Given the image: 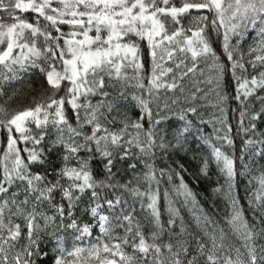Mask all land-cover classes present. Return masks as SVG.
Returning a JSON list of instances; mask_svg holds the SVG:
<instances>
[{
    "label": "snow or ice",
    "instance_id": "1",
    "mask_svg": "<svg viewBox=\"0 0 264 264\" xmlns=\"http://www.w3.org/2000/svg\"><path fill=\"white\" fill-rule=\"evenodd\" d=\"M170 4L172 0H15L14 3L13 0H0V12L6 13L7 20L13 21L8 23L5 17L0 16V67L12 74L11 77L5 75L4 79H16L18 73L38 69L48 85L44 91L51 93L36 102L35 107L0 119V131L6 132V144L0 155V264H35L34 258L46 257L47 252L42 255L40 252L39 233L47 232L50 224H56L57 218L58 231L72 233L73 245L68 250L65 239L51 233L55 236L52 264H77L85 252L89 258H95L97 264H164L161 257L165 251L172 253L173 245L155 243L166 229L157 207V169L149 160L155 159L154 149L167 154L170 148L175 147L168 140L167 133L159 128L165 120L169 125L172 123L164 113H172L182 98L185 103L189 99L194 101L196 93L203 91L200 83L214 85L209 92L216 91L217 102L213 106L221 114L213 121H204L201 116L200 122L213 123L215 138L222 145L234 148L235 138L242 140L237 157L221 151L212 143L211 137L206 138L212 159L224 174L229 190L238 174L247 175L258 159H264V129L257 124V121H264V94H258L264 93V0H182L179 7ZM29 10L36 14L35 22L14 15L17 11ZM193 10L199 14L193 16ZM189 16L191 20L185 27L182 21ZM65 25L70 31H62ZM91 32L95 35H90ZM251 32L260 39L245 53L243 44ZM130 36L138 40L123 42ZM213 36L219 52L213 47ZM144 40L151 60V75L145 89L147 97L133 96L140 109V120L131 123L119 121L123 126L110 131L107 125L118 122L114 117L110 119L117 106L107 102L110 93L105 88L115 87V84H107L106 80L111 82L114 75L117 81L143 79L141 73L147 69L138 41ZM201 59L213 73L203 81L194 79L197 73L204 75V69L199 67ZM165 60L173 66L165 67ZM249 67L255 74L249 76ZM124 68H131L135 75L131 78L122 76ZM229 74L236 85L232 97L219 92ZM169 75L171 82L162 83ZM186 79H191L195 88L190 97L185 96L183 82ZM137 86L144 89L143 83ZM161 89L171 92L175 98L161 97ZM61 92L64 95L61 96ZM57 96L60 98L56 99ZM96 96L101 99L93 105L91 98ZM228 99L236 104L231 109L234 117L238 115L234 133L223 107ZM66 105H70L75 114V126L65 113ZM153 107L160 119L153 120ZM198 114L197 107L181 108L179 120L186 121L185 132L192 124L188 116ZM0 115H7L2 106ZM145 115L148 117L147 129L143 124ZM216 123L220 124L219 128L215 127ZM32 124L35 125L34 130L29 127ZM87 128L91 129L90 133L85 131ZM130 128L135 130V135H131ZM126 135L128 139H124ZM49 136L54 138L45 149L41 145ZM176 139L179 142L180 136ZM61 148V166L53 171L44 168L53 149ZM133 148L137 150L135 154ZM134 156L143 164L145 171L142 176L137 175L121 183L113 168L118 160L126 161ZM97 158L104 162L99 179L90 168L91 162ZM73 160L75 165L70 167ZM34 167L44 170L33 171ZM128 167L134 171L137 165L133 163ZM206 168L207 162L202 169L204 174ZM170 172V168L167 171L161 168L159 176L162 179ZM64 180L68 181L67 185L62 183ZM153 182H156L155 192L152 191ZM141 183L148 184L143 192L138 187ZM259 183L264 189V176ZM180 187H185L182 177ZM13 188L16 190L12 191ZM88 192L92 203L84 211L99 226L100 235L95 242L91 240L94 225H81L75 218V209ZM57 193L60 203L54 202ZM21 195L23 200L19 199ZM145 198L151 214L153 231L148 239L152 243L145 238L141 220L134 215L135 202L140 201L144 210ZM64 201H67L66 205ZM256 201L249 200L253 220L264 223V195H258ZM45 203L49 204V209L37 211ZM232 207L228 223L241 239L246 259L239 248L235 249V258L223 252L217 255L226 247L221 230L219 237L215 232L209 235L211 247L207 250L205 264H221V256L223 264H264V255L257 254L258 250L264 253V246L258 249L256 244L258 239H264V227L257 229L255 224L250 225L236 207L235 200ZM5 210L9 213L7 222ZM48 211L52 214L48 215ZM13 217L22 218L23 225L13 224ZM25 228L26 232L23 231ZM174 228L175 220L170 218L167 231L172 232ZM118 230H123V236L118 234ZM127 247L132 248V254L126 252ZM227 247L232 250L230 245ZM205 250L206 246L200 244L197 255L192 256L187 264H197L199 257L205 256ZM10 251H14L11 258ZM187 252L186 245L179 246L173 253V264H183L181 257Z\"/></svg>",
    "mask_w": 264,
    "mask_h": 264
},
{
    "label": "trees",
    "instance_id": "2",
    "mask_svg": "<svg viewBox=\"0 0 264 264\" xmlns=\"http://www.w3.org/2000/svg\"><path fill=\"white\" fill-rule=\"evenodd\" d=\"M15 0H13V3ZM182 0H172V4L169 6L175 5L177 7L181 6ZM195 10H193L192 15H198ZM203 14L208 15L207 12ZM14 15H19L21 18L25 19L28 22H35L36 14L29 11L26 12H15ZM0 16L5 17L8 23L13 21L7 20V14L0 12ZM191 16L188 19L182 21L185 27L188 26ZM211 21V16L209 15V22ZM43 20L41 18V26L43 27ZM172 30L171 28L169 29ZM62 31H70L68 26H62ZM53 34L55 32L53 30ZM103 35H107L104 33ZM190 35V33H189ZM255 38V39H254ZM259 37L255 32H251L248 36V39L243 44V51L247 53L249 47H255L258 44ZM138 38L130 36L125 43L132 41H137ZM141 46V58L142 61H145V68L147 71L141 73L143 79L137 81L136 79L120 80L115 79L111 82L106 80L107 84H115V87H106L105 91L109 92L107 102H111L116 107L111 114V117L116 118L118 121L114 125H107L110 131H115L121 128L123 125L119 121L127 120L129 123L136 122L140 120L141 113L137 105V101L133 99V96H145L147 97V92L145 89L148 87V79L151 75V60L148 57L147 41H138ZM62 43V42H61ZM6 47V45H4ZM213 47L220 51L218 43L215 41L213 36ZM2 50V48H0ZM165 67H172L173 64L164 61ZM190 66V65H189ZM199 67L204 69V75L200 76L197 73L194 79L203 81L206 77L212 76L208 68L206 67L205 61L201 59L199 61ZM255 73L252 72L249 67V76ZM7 75L11 77V73L6 72L2 67H0V106H2L7 115H0V119L10 118L11 115L15 114L17 111H22L29 107H35V103L41 100H44L46 96L51 95L50 92H45L44 90L48 88L46 80H44L43 75L36 70H28L27 72L18 73L16 79H4V76ZM135 73L131 68L122 69V76H127L129 78L133 77ZM163 82H171V75L165 78ZM138 83H143L144 89L139 88ZM185 96L190 97L192 92H195V88L191 83V79H186L184 82ZM199 87L203 91L196 93L195 100L189 99L187 103L182 101L180 104L176 105L172 113L165 112V117L171 118V125L168 124V121L165 120L159 128L163 132L167 133L168 140L171 141L174 148H170L167 154L161 153L158 149H154L156 156L154 160H149V163H152L157 169V180L159 181V195L157 200V207L161 212V222L164 225L166 231L163 233L162 238L155 241V243L163 246L164 244L173 245V252L169 253L165 251L161 259H163L164 264H173L175 253L179 246L186 245L188 247V252L186 256H182L183 264H187V261L192 258V256L197 255L199 250V245L204 244L206 246L205 256L199 257L197 264H205V257L207 255V250L211 247V241L209 240V235L215 232L217 237L220 235V231L223 230L225 235L224 244L226 247L217 252V255L220 256V253L223 252L225 255H230L232 258H235L236 252L235 249L239 248L242 253H245L246 259V250L242 247V241L237 234L232 231L231 226L228 221L231 218L233 212V200L236 201V207L242 211L243 217L248 221L250 225L255 224L256 228L259 229L264 227V223H256L253 220V210L249 207V200L251 199L253 203H256V197L258 195H264V189L261 188L259 180L264 176V159H258L257 163L251 166V170L247 175H237L235 179L231 182L232 187L229 190L228 182H226L224 174L220 171V168L217 166L216 162L212 159L211 156V147L206 142V138L211 137L212 143L216 147H220L221 151L225 152L228 155L235 154L239 156V150L242 147L241 138H235L234 148H230L227 145H222V142L217 140L214 135V126L213 123H201L200 117L202 116L204 121H213L217 117H220V112L213 105L216 104V91L209 92V88H214V85H208L200 83ZM235 83L231 79L229 74L226 82L222 84L219 92L221 95H227L232 97L235 95ZM121 93H123L121 95ZM207 94V97H205ZM264 94V93H258ZM60 95H64L63 92ZM161 97L175 98L171 92H168L164 89L159 91ZM59 99L60 97H55ZM101 99L100 96L92 97L91 103L93 105ZM197 107L198 115L193 117L188 116V120L192 121L191 126L188 128V131H184L186 121L179 120V114L181 108L187 107ZM223 107L226 111L227 122L232 125L233 133L236 129V124L238 121V115L234 117L231 109L236 107V104L231 99L225 100ZM259 109V105L256 106ZM153 120L160 119L159 116L155 115L156 109L153 107ZM54 112V109L52 110ZM65 113L69 118L70 123L75 126V114L72 112L70 105H66ZM144 128L148 127V117L145 115L143 119ZM257 124L260 129H264V121H257ZM33 130L35 125H29ZM216 128L220 127L219 123L215 124ZM85 131H91L90 128L85 129ZM131 135H135L134 129H129ZM163 132L161 134H163ZM183 133V135H180ZM223 133H221L222 135ZM180 136L179 142H177L176 137ZM54 137L49 136L41 145L43 148L47 149L49 142ZM126 135L124 139H128ZM143 139V135L141 134ZM6 144V132L0 131V155L3 153V147ZM31 147V145H28ZM24 147V145H20ZM133 153L137 151L133 148ZM63 155V149H53L51 155L48 157V163L45 164L44 168H47L49 171H53L55 168L61 166V156ZM81 156L84 153L80 154ZM207 162V168L205 169L206 174L202 172V169L205 168V163ZM136 163L137 167L133 171L128 167L129 164ZM51 165V167H50ZM75 161H71L69 166H74ZM239 161H237V171L239 172ZM104 162H101L99 158L93 160L90 164V168L93 172V175L99 179L101 178L100 174L103 173ZM164 168L171 169V172L163 177L162 179L159 176V169ZM43 171L41 168H33V171ZM145 171L143 164L135 158V156L126 161H117L113 172L117 173L118 179L121 183H124L133 177L143 175ZM178 173V175H177ZM169 175L171 179H169ZM181 177L183 178L184 188H181ZM50 179H55L50 177ZM67 185L68 181H62ZM140 190L143 192L147 187V183H141L138 185ZM219 189V190H218ZM16 188H13L12 191H15ZM152 191H156V182L152 183ZM165 192H167V197L165 198ZM190 193V195H186ZM91 193H86L81 200V203L75 209V218L78 219L81 225L93 224V229L91 233V240L95 242V238L100 235L98 224H94L90 214L86 213L84 210L89 207L92 203L89 199ZM2 199V197H0ZM20 200H23L24 197L21 195ZM55 203H60L59 193L55 196ZM131 203V198H129ZM65 205L67 201H64ZM97 203H102V201H97ZM147 199H144L145 208L141 209L140 201L135 202V213L134 215L137 219L141 220V229L145 235V238L150 237L151 232L153 231L151 224V214L150 210L147 209ZM29 209L31 208V203L29 204ZM49 204L45 203L42 207L37 208V211H45L49 209ZM15 211V208H13ZM51 211H48V215H51ZM9 213L5 210V221L7 222V217ZM173 218L175 220V228L172 232H168V220ZM199 218V223H198ZM259 219V217H257ZM67 222V221H66ZM12 223H19L23 225L24 221L22 218L13 217ZM43 225V221H40ZM59 224V219L55 225L50 224L47 232H40L41 237L40 241V252L41 255L47 252V256L43 259H35V264H52L54 259L53 248L55 246V236L50 235L55 232L57 236L63 237L65 239V247L68 250H71L73 245V234L67 232H60L57 229ZM26 232V228L23 229ZM118 234L123 236V230H118ZM107 237L104 238L107 241ZM24 241L21 240V243ZM149 243H152L148 239ZM219 243V240L217 241ZM258 249L260 246H264V239H258L256 241ZM231 246V251L228 250L227 246ZM84 246V245H80ZM126 252L132 254V248L127 247ZM258 255H264L258 250ZM14 255V251L9 252V257L11 258ZM139 254L137 253V256ZM69 260H76V258L68 257ZM77 264H97L95 258H89L88 254L85 252L77 261ZM221 264H223V256H221Z\"/></svg>",
    "mask_w": 264,
    "mask_h": 264
},
{
    "label": "rangeland",
    "instance_id": "3",
    "mask_svg": "<svg viewBox=\"0 0 264 264\" xmlns=\"http://www.w3.org/2000/svg\"><path fill=\"white\" fill-rule=\"evenodd\" d=\"M106 34H107V33H106ZM90 35H93V36H94V35H95V32H91ZM123 42H124V41H123Z\"/></svg>",
    "mask_w": 264,
    "mask_h": 264
}]
</instances>
